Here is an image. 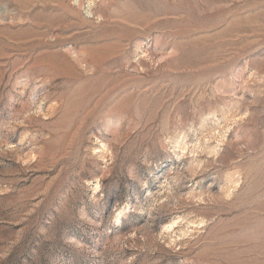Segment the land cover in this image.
<instances>
[{"label":"rangeland","instance_id":"rangeland-1","mask_svg":"<svg viewBox=\"0 0 264 264\" xmlns=\"http://www.w3.org/2000/svg\"><path fill=\"white\" fill-rule=\"evenodd\" d=\"M0 264H264V0H0Z\"/></svg>","mask_w":264,"mask_h":264}]
</instances>
